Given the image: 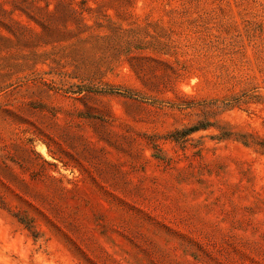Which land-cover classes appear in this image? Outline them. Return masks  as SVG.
<instances>
[{
	"label": "rangeland",
	"instance_id": "rangeland-1",
	"mask_svg": "<svg viewBox=\"0 0 264 264\" xmlns=\"http://www.w3.org/2000/svg\"><path fill=\"white\" fill-rule=\"evenodd\" d=\"M0 264H264V0H0Z\"/></svg>",
	"mask_w": 264,
	"mask_h": 264
},
{
	"label": "trees",
	"instance_id": "trees-1",
	"mask_svg": "<svg viewBox=\"0 0 264 264\" xmlns=\"http://www.w3.org/2000/svg\"><path fill=\"white\" fill-rule=\"evenodd\" d=\"M199 127H192L189 130H197Z\"/></svg>",
	"mask_w": 264,
	"mask_h": 264
}]
</instances>
